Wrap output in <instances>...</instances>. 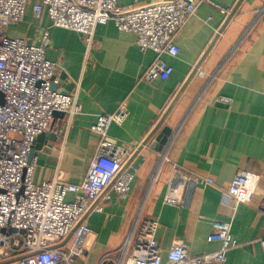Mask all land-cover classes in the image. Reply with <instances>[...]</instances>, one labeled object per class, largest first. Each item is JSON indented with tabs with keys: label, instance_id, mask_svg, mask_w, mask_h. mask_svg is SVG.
<instances>
[{
	"label": "crops",
	"instance_id": "1",
	"mask_svg": "<svg viewBox=\"0 0 264 264\" xmlns=\"http://www.w3.org/2000/svg\"><path fill=\"white\" fill-rule=\"evenodd\" d=\"M155 1L162 0L119 3ZM211 1L201 2L176 36L178 54L163 55L173 67L166 80L144 77L156 53L142 52L136 34L120 31L113 22L97 26L90 52L81 33L52 27L49 17L37 18L31 5L21 22L7 28L9 36L30 43H38L42 29L50 28L47 57L60 64L57 91L73 83L69 93L78 92L82 108L71 125L64 114L54 117L35 156L37 183L55 177L80 183L100 140L91 125L98 115L122 105L128 110L123 122L110 125L108 136L119 145L138 146V175L126 199L113 192L102 212L88 216L90 254L74 264H100L105 255L118 259L143 218L157 221L156 240L164 256L174 242L185 244L193 255L215 251L221 243L208 240L211 224L228 217H233L239 246L228 252L225 264H264V0ZM216 5L234 7V12L225 16ZM165 126L173 133L160 150L154 142ZM242 170L260 180L253 200L235 209L223 202V188ZM169 195L184 204L167 203Z\"/></svg>",
	"mask_w": 264,
	"mask_h": 264
},
{
	"label": "built area",
	"instance_id": "2",
	"mask_svg": "<svg viewBox=\"0 0 264 264\" xmlns=\"http://www.w3.org/2000/svg\"><path fill=\"white\" fill-rule=\"evenodd\" d=\"M203 1L212 3L162 0L122 6L119 0H0V91L4 94L0 104V264H74L76 258H87L92 234L88 216L102 212L103 203L110 201L113 192L126 199L139 172L135 162L138 146L119 145L108 136L110 125L123 122L128 115L122 105L113 113L98 115L91 125L90 130L100 140L80 183L60 177L35 181L36 158L29 157L36 138L51 129L56 112H62L71 125L82 108L78 92L52 89L60 64L47 57L50 28L42 29L38 43L11 37L7 28L21 22L31 5L37 18L49 17L52 27L81 33L90 52L97 26L113 22L120 31L136 34L142 52L156 53L144 77L148 81L166 80L173 67L163 55L178 54L176 36ZM216 6L225 16L234 12V7ZM260 13L264 14V7ZM195 71L206 75L198 68ZM259 180L258 174L239 171L223 188V202L235 209L240 203L251 202ZM208 181L213 182L211 178ZM69 195L74 196L72 200ZM165 200L172 205L184 204L174 195ZM261 210L264 212V200ZM232 219L211 224L208 240L219 241V249L193 255L185 244L174 242L166 256L156 240L157 221L138 219L119 258L105 255L100 264H225L228 252L239 246L232 233ZM69 239L68 245L65 242ZM262 245L264 251V238Z\"/></svg>",
	"mask_w": 264,
	"mask_h": 264
},
{
	"label": "water",
	"instance_id": "3",
	"mask_svg": "<svg viewBox=\"0 0 264 264\" xmlns=\"http://www.w3.org/2000/svg\"><path fill=\"white\" fill-rule=\"evenodd\" d=\"M67 78V76L65 75V74H63L62 76H61V80H65ZM72 86H73V83L70 85V87H65L66 88V90L67 91H59V92H63V93H69V91L71 90V88H72ZM52 89L53 90H57V83H55V81L52 83ZM4 103V94L0 91V104H3ZM61 114H63L62 112H56L55 113V116L56 115H61ZM160 126V125H159ZM158 129V128H157ZM156 129V130H157ZM155 130V131H156ZM172 133H173V130H172V128L171 127H169V126H165L159 133H158V135H157V137H156V139H155V142H154V145H158V148L160 149V150H162L163 149V147L168 143V141L170 140V137H171V135H172ZM45 137H46V133L44 132V133H41L37 138H36V140H35V142H34V145H33V147H32V150H31V153H30V160L34 157V156H36V154H37V152H38V150H39V148H40V146H41V144H42V142L44 141V139H45Z\"/></svg>",
	"mask_w": 264,
	"mask_h": 264
}]
</instances>
